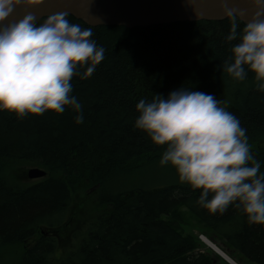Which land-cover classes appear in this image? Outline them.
I'll return each mask as SVG.
<instances>
[{
	"label": "trees",
	"instance_id": "16d2710c",
	"mask_svg": "<svg viewBox=\"0 0 264 264\" xmlns=\"http://www.w3.org/2000/svg\"><path fill=\"white\" fill-rule=\"evenodd\" d=\"M67 18L92 29L105 58L91 77L71 81L82 124L67 107L23 118L0 110V264H222L184 231L183 209L239 264H264V225L249 224L242 208L211 214L195 203L200 190L181 182L126 193L112 186L118 173L160 158L165 148L135 128L136 104L181 87L215 95L240 120L264 172V92L253 73L237 82L223 71L237 43L225 39L230 19L126 28ZM14 163L40 166L48 176L23 184L12 177ZM80 192L101 211L73 229L65 250L61 232Z\"/></svg>",
	"mask_w": 264,
	"mask_h": 264
},
{
	"label": "clouds",
	"instance_id": "9594fccd",
	"mask_svg": "<svg viewBox=\"0 0 264 264\" xmlns=\"http://www.w3.org/2000/svg\"><path fill=\"white\" fill-rule=\"evenodd\" d=\"M36 0H0V110L23 118L29 114H56L70 108L76 124L84 123L83 106L74 96V76L91 77L105 58V48L91 37V28L55 13L36 24L31 13L10 19L22 4ZM257 11L238 31L244 13L226 9L230 31L226 41L231 57L223 71L243 82L254 74L264 92V0H253ZM84 69L83 72L80 70ZM135 128L165 146L159 161L171 165L181 183L200 190L195 201L211 214H223L230 205L242 208L249 224L264 225V172L248 143L240 120L221 106L213 94L181 87L167 97L156 95L136 104Z\"/></svg>",
	"mask_w": 264,
	"mask_h": 264
},
{
	"label": "water",
	"instance_id": "95a60500",
	"mask_svg": "<svg viewBox=\"0 0 264 264\" xmlns=\"http://www.w3.org/2000/svg\"><path fill=\"white\" fill-rule=\"evenodd\" d=\"M226 9L244 13L246 22L257 11L253 0H36L22 3L10 19H20L31 13L37 19L55 13H67L90 26L149 27L175 22L224 20ZM47 171L31 168V179L42 178Z\"/></svg>",
	"mask_w": 264,
	"mask_h": 264
},
{
	"label": "rangeland",
	"instance_id": "374dc122",
	"mask_svg": "<svg viewBox=\"0 0 264 264\" xmlns=\"http://www.w3.org/2000/svg\"><path fill=\"white\" fill-rule=\"evenodd\" d=\"M160 159L161 157L155 158L152 161H148L144 165H141L140 167L133 168L132 171L118 173L112 182V186L116 188L125 189L122 192L126 193L129 190L135 188L150 189L154 187H163L176 182H180L175 169L170 164L167 166H161L159 163ZM34 166L35 165H31L29 163H14L12 164V177L14 179L20 178V182L23 184H29L31 182H34L35 180H31L23 175V172L27 171L29 168ZM83 193L84 192H80L75 196L74 203L71 207V210H75L73 218L71 220V223H67V225L63 228L61 232L63 238L68 239V241L66 242H61V246L65 250H70V248L72 247V243L74 241L71 240V235L74 230L85 226L86 223L90 222V220H92L93 217H95L99 213V211H101L99 210V206H96L95 199H87L88 196L84 195ZM181 211L182 218L179 220V222L181 221V224H183L184 231L186 233H192L195 236L199 237L198 233L201 231V229L197 226V221L186 209H183ZM214 243L217 244V246L221 245L218 241ZM200 248V250L202 251L207 250V247L203 244H201ZM210 253L214 257L218 258V260H220L222 264L224 263L223 261L225 260L222 257L215 255L216 253Z\"/></svg>",
	"mask_w": 264,
	"mask_h": 264
},
{
	"label": "bare ground",
	"instance_id": "6f19581e",
	"mask_svg": "<svg viewBox=\"0 0 264 264\" xmlns=\"http://www.w3.org/2000/svg\"><path fill=\"white\" fill-rule=\"evenodd\" d=\"M202 241L206 244L207 247L211 248L217 254H219L224 260H226L229 264H237L236 262L232 261V259L223 251L221 248H218L214 245V243L208 239L207 237L203 236Z\"/></svg>",
	"mask_w": 264,
	"mask_h": 264
},
{
	"label": "built area",
	"instance_id": "2783aa9c",
	"mask_svg": "<svg viewBox=\"0 0 264 264\" xmlns=\"http://www.w3.org/2000/svg\"><path fill=\"white\" fill-rule=\"evenodd\" d=\"M203 237V235L201 236V238Z\"/></svg>",
	"mask_w": 264,
	"mask_h": 264
}]
</instances>
